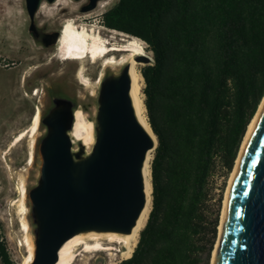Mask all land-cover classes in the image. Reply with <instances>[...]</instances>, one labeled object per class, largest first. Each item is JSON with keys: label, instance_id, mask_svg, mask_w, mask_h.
Segmentation results:
<instances>
[{"label": "trees", "instance_id": "obj_1", "mask_svg": "<svg viewBox=\"0 0 264 264\" xmlns=\"http://www.w3.org/2000/svg\"><path fill=\"white\" fill-rule=\"evenodd\" d=\"M109 29L144 40L140 72L157 137L152 201L128 258L114 264H210L222 195L264 96V0H118ZM1 264H16L0 235Z\"/></svg>", "mask_w": 264, "mask_h": 264}, {"label": "water", "instance_id": "obj_2", "mask_svg": "<svg viewBox=\"0 0 264 264\" xmlns=\"http://www.w3.org/2000/svg\"><path fill=\"white\" fill-rule=\"evenodd\" d=\"M42 1L56 0H25L32 17ZM99 1L88 0L81 11L93 10ZM135 59L152 62L149 55ZM130 87L129 64L101 79L89 150L72 134L81 106L55 100L38 145L39 174L27 190L34 240L27 264H55L64 242L75 235L128 234L135 226L146 204L143 167L156 145L137 118ZM216 264H264V106L230 189Z\"/></svg>", "mask_w": 264, "mask_h": 264}, {"label": "flooded vegetation", "instance_id": "obj_3", "mask_svg": "<svg viewBox=\"0 0 264 264\" xmlns=\"http://www.w3.org/2000/svg\"><path fill=\"white\" fill-rule=\"evenodd\" d=\"M56 2L42 1L33 17L26 3L21 11L0 12V163L9 161L18 168L30 160L39 163L38 145L48 130L55 100L81 106L75 68L45 61L56 45L66 9L48 16L40 8ZM36 115L39 124L32 132Z\"/></svg>", "mask_w": 264, "mask_h": 264}, {"label": "bare ground", "instance_id": "obj_4", "mask_svg": "<svg viewBox=\"0 0 264 264\" xmlns=\"http://www.w3.org/2000/svg\"><path fill=\"white\" fill-rule=\"evenodd\" d=\"M98 5H101V3L99 2ZM42 7H44V5H42L41 8ZM121 35L122 37L117 40L114 35L104 34L101 29H98L90 24L78 23L75 19L70 18L66 20V22L62 23L61 35L55 45V55L59 56L61 61L76 60L83 62L89 60L93 63L101 61L104 67L109 65L113 67H120L125 64H129V75L131 79L130 96L133 107L138 120L150 133V135H152L154 138V143L157 145V137L148 121L146 107L142 98V85L144 79L139 69V65H141L142 62H138L135 59L137 55H148V52L145 46L140 41H138L136 37L127 39V36H129L128 34L121 32ZM103 75L104 73L100 72L99 76L96 78V83L101 82ZM77 78L82 84L87 86L90 85L89 79L84 74L83 66L77 70ZM92 94H94V92H92ZM263 106L264 96L258 106L256 113L247 126L233 169L230 172L228 183L225 189L223 204L220 210L218 233L211 252L210 264H216L217 257L221 251L226 225L230 189L237 172L238 164L252 135V132L257 125ZM38 124L39 115H36L31 128L32 132L35 131ZM72 134L76 138L84 141L87 150L90 149L94 142V121L90 113L83 111L82 107L76 111V118ZM19 139L20 137L17 140ZM153 152V149L148 152L143 167L146 204L132 231L128 234L92 231L85 234L75 235L64 242L59 250L58 260L55 264H74L79 256L77 250L80 247H83V251L85 252L107 251L109 254L114 256L112 259H115L116 256L125 259L132 255V252L138 242L140 232L145 226L151 210V160L153 157ZM29 163L32 164L33 161L30 160ZM23 178H21L18 186L20 197L17 200L16 205L19 225L21 230L24 232L23 245H25V255L23 256V260L20 264H27L30 263L34 257V240L30 232L31 227L27 218V214L29 213L26 203L27 187L25 182L26 180Z\"/></svg>", "mask_w": 264, "mask_h": 264}, {"label": "rangeland", "instance_id": "obj_5", "mask_svg": "<svg viewBox=\"0 0 264 264\" xmlns=\"http://www.w3.org/2000/svg\"><path fill=\"white\" fill-rule=\"evenodd\" d=\"M117 1L118 0H100L99 2L101 3V5H97V7L93 10L82 12L81 7L82 5L86 4L88 0H58L53 5H49V7H47L44 3V7H42L40 11H47L48 16H51V13L54 14L55 11L65 8L66 13L64 14L65 20L63 22H66V20L72 18L75 19L78 23L90 24L98 29H101L104 34L114 35L118 40L122 37L121 32L107 28L100 21V15L105 10L113 6ZM24 6L25 0H0V12H18L23 10ZM76 17H79V19H76ZM127 37V39H132L134 36L129 35ZM137 40L145 46L148 55L153 58V53L149 49L147 43L140 38H137ZM55 49L56 47L51 48L50 54L45 59V61H51L54 67L69 65L71 67H74L76 72L80 67H84V74L89 79L90 85L87 86L79 81V103L82 107V110L90 113L91 117L93 118L96 113V98L100 86V83H96V78L99 76L100 72H103L105 75L112 71L120 70L124 65L120 67H113L110 65L104 67L101 61H97L95 63L90 62L89 60L83 62L76 60L61 61V58L55 55ZM143 65L144 63L142 62V64L139 65V69ZM46 66H50V63ZM143 87L144 81L142 85V92ZM92 92H94V94H92ZM142 98L144 101V93H142ZM39 165L40 163L31 164L27 162L21 166L22 168H18L14 165V163L9 161L6 163H0V235L5 239L8 252L16 264H20L23 260V256L25 255V245H23L24 232L21 230L19 225L16 205V202L20 197L18 186L21 178L25 177L23 179L26 180V187L27 190H29L36 183L39 174ZM229 175L227 178H224L222 173L219 172L213 178L215 197L218 198L220 194L222 195L221 207L223 204ZM26 203L29 209L27 218L31 227L30 232L33 236V226L30 219V206L27 197ZM77 252L79 253V256L74 264H113L122 259L117 256L115 259H112L114 258V256L109 254L107 251L85 252L83 251V247L78 248Z\"/></svg>", "mask_w": 264, "mask_h": 264}, {"label": "clouds", "instance_id": "obj_6", "mask_svg": "<svg viewBox=\"0 0 264 264\" xmlns=\"http://www.w3.org/2000/svg\"><path fill=\"white\" fill-rule=\"evenodd\" d=\"M120 32V31H119Z\"/></svg>", "mask_w": 264, "mask_h": 264}]
</instances>
